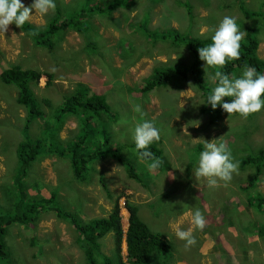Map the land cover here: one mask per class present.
Instances as JSON below:
<instances>
[{"label":"rangeland","instance_id":"1","mask_svg":"<svg viewBox=\"0 0 264 264\" xmlns=\"http://www.w3.org/2000/svg\"><path fill=\"white\" fill-rule=\"evenodd\" d=\"M55 2V11L48 15L41 16L33 9L28 22L43 29L71 15L82 14V18L77 28L55 30L50 46L37 44L15 24L0 32V73L21 65L43 74L32 85L41 109L37 118L31 113L27 116L28 108L18 101V85L7 84L0 76V212H9L19 201L26 206L34 194L41 199L58 189L60 205L88 220L109 216L119 197L125 232L131 216L127 204L134 205L142 220L172 243L170 257L156 254L160 264H264V209L256 204L264 198V163L259 181L249 188L246 185L257 165L243 163L244 158L264 148V108L242 117L218 106L220 115L212 121L214 110L209 105L203 112L206 105L199 103L205 96L190 81L173 77L167 84L142 91L155 67H188L193 53L187 37L208 36L225 15L236 18L242 40L252 29L260 41L257 54L264 59V0ZM22 3L29 6L32 0ZM185 3L192 8V15ZM242 3L251 12L249 18L239 8ZM219 69L206 67L205 94L214 86L208 76ZM243 71L229 77H239ZM80 84L88 87L90 94L103 93L111 107L102 118L91 121V127L99 132L94 138L87 137V145L97 142L102 150L98 157L102 156L88 165V180L76 179L71 160L52 153L30 164L21 183L17 180L22 167L18 148L27 139L24 128L28 119L31 138L42 137L45 129L44 135L52 138L55 131L58 146L76 144L86 131L80 113L67 114L63 119L57 116L63 98ZM142 119L153 121L162 136L158 145L162 155L155 169L150 167L153 159L136 157L137 151L130 145L132 129ZM105 128L109 133L104 134ZM106 136H110L107 143ZM213 139L231 148L239 168L230 181L218 180V186L210 188L206 179L195 177L194 170L204 142ZM115 148L135 164L141 182L131 178L126 166L112 156ZM72 151L65 154L69 157ZM248 199L254 203L248 205ZM195 208L204 213L205 228L194 231L197 243L185 249L174 228L178 223L184 230L191 227L190 214ZM76 236L75 226L68 219L59 217L55 210H43L35 222L9 225L3 236L7 256L0 257V264H87ZM115 239L112 230L101 239L103 254L112 258ZM122 254L129 264L126 236ZM98 263L105 264L104 257H98Z\"/></svg>","mask_w":264,"mask_h":264},{"label":"trees","instance_id":"2","mask_svg":"<svg viewBox=\"0 0 264 264\" xmlns=\"http://www.w3.org/2000/svg\"><path fill=\"white\" fill-rule=\"evenodd\" d=\"M188 9V13L192 15V8L190 5L185 3ZM240 10L244 12L246 18H249L251 12L246 9L245 5L239 4ZM82 18V14L71 15L65 20L61 21L59 24L55 21L50 23L48 27L40 28L36 25H32L30 22H26L22 26V29L30 35L34 41L42 46H50V35L62 27L64 28H77V21ZM61 24V25H60ZM250 29L245 34V40L240 41V57L237 60L227 61L223 68L219 71L232 75L233 72H240V70H245L246 67H253L260 74H264V59L258 56L257 50L260 45V41L251 33ZM214 31V30H213ZM206 37L202 36H189L187 39L190 41V48L193 53V60L188 67L173 68L167 67L165 70H160L155 67L149 80L146 82L142 91L149 92L154 89L157 85H164L172 81V78H180L186 81H190L195 87L205 96L206 83H205V69L203 68L204 61L199 59V54L197 49L199 47L206 46L211 43V35ZM0 76L2 80L7 84L18 85L20 89V94L18 101L25 105L28 110L27 116L31 113L32 118H37L36 115L41 113V109L36 100L35 92L32 88L33 84L40 81L43 74L37 68H24L21 65H13L9 68H4ZM49 81L52 80V75L48 74ZM62 103L59 104V113L57 116L60 119L67 114L79 115L82 119L84 126L86 125V131L79 137V140L75 142L76 144L61 145L54 140L55 131L53 132L52 138L46 137L44 133L48 130L43 131V136L37 139L31 138L28 135V130L30 128V119L27 120L25 124V132L27 133V139L20 143L18 148V154L22 167L17 175V180L23 183V179L26 175L27 167L32 164L35 160L39 159L40 156L58 153L61 156H66L72 162L73 172L76 179L85 182L88 180V171L90 163L101 158L98 157L102 150L100 146L96 145L94 142L91 146L87 145V137H95L99 132V129H94L91 127V121L93 119L102 118L103 112L111 111L110 104L107 101V97L103 93L93 92L90 94V89L82 84L77 86V90L66 95ZM206 108V109H205ZM203 107V112L209 108V105ZM212 109V108H211ZM215 112V116L212 117V121L220 115V109H212ZM209 111V110H208ZM217 111V112H216ZM62 123V122H61ZM64 125V123H63ZM158 128V127H157ZM60 129V128H59ZM58 129V130H59ZM108 129V128H107ZM106 128L104 129V134L109 133ZM159 129V128H158ZM160 132V130H159ZM110 140V136H106L104 142L107 143ZM133 141V140H132ZM162 142V136L160 133V140L154 142L149 146V150L153 154L155 159L162 155V150L158 148V145ZM87 145V146H86ZM130 145L135 147L134 142ZM201 144H198L197 149H201ZM69 146V147H67ZM98 146V147H96ZM73 150L71 155L68 157L65 154L66 150ZM112 156L116 158L119 163L126 166L128 170V175L141 182L140 174L136 170L135 164H132L124 154L116 151V148L112 150ZM105 152V151H103ZM45 153V154H44ZM116 153V154H115ZM136 157L140 156L138 153ZM152 159V158H151ZM149 158V160H151ZM243 163L257 165L256 172L254 176L249 180V184L246 187H251L257 184L261 177V167L264 163V148L257 151L255 155H250L244 158ZM190 171H188V174ZM100 181L104 188H106L108 195L112 197V192L107 189V183L103 177ZM32 202L23 205L21 201L15 204L14 209L9 212H0V257L7 256V250L4 244V234L6 233L9 225L21 222L23 224H29V222H35L39 216V213L43 210H55L57 215L61 218L68 219L75 226L77 236L75 242L83 250L84 257L87 259V264H99L98 257H104L105 264H127L123 259L122 246L124 236H126L127 246H128V262L129 264H160L158 262V256H162L164 259L171 256L172 243L169 242L166 237L158 232H154L149 225L142 220L138 213L136 206H130L127 204L131 216L130 225L127 232H125L122 218H121V207L119 202V197L115 200V205L109 216H97L91 219H84L80 213L74 211H67L60 205L59 202V192L58 189H53L50 196L37 199L35 194L32 196ZM253 199H248V205L252 203ZM254 203V202H253ZM260 210L264 209V198L256 203ZM82 220H81V219ZM114 231L115 239V255L114 257L107 256L103 254L101 248V239L108 234L110 231Z\"/></svg>","mask_w":264,"mask_h":264},{"label":"clouds","instance_id":"3","mask_svg":"<svg viewBox=\"0 0 264 264\" xmlns=\"http://www.w3.org/2000/svg\"><path fill=\"white\" fill-rule=\"evenodd\" d=\"M41 16L48 15L56 9L55 0H32L25 6L22 0H0V32H6L10 24L22 28L32 16V10ZM243 33L239 30L236 18L223 16L217 23L211 43L197 49L199 59L204 61V67L223 68L227 61L240 57V41ZM7 69V68H6ZM214 86L205 95L203 105H210L212 109L218 106L229 114H239L247 117L264 108V74H260L253 67H246L239 77L230 78L229 75L215 71L208 76ZM225 97L230 98L226 102ZM136 112H141L139 106ZM132 140L141 159L152 158L150 167L155 169L159 160L153 157L149 146L160 140V132L153 121L142 119L132 129ZM239 162L235 160L232 150L223 141L213 139L205 141L203 150L199 153L194 175L204 178L210 188L218 186V180L228 182L238 171ZM191 227L184 230L179 223L174 228L175 237L184 241V248L189 249L197 243L194 231L205 228V215L201 209L195 208L190 214Z\"/></svg>","mask_w":264,"mask_h":264},{"label":"bare ground","instance_id":"4","mask_svg":"<svg viewBox=\"0 0 264 264\" xmlns=\"http://www.w3.org/2000/svg\"><path fill=\"white\" fill-rule=\"evenodd\" d=\"M128 230V229H127Z\"/></svg>","mask_w":264,"mask_h":264}]
</instances>
